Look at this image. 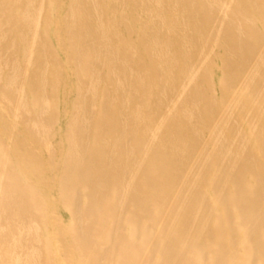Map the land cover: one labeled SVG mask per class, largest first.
Returning <instances> with one entry per match:
<instances>
[{
  "label": "bare ground",
  "instance_id": "obj_1",
  "mask_svg": "<svg viewBox=\"0 0 264 264\" xmlns=\"http://www.w3.org/2000/svg\"><path fill=\"white\" fill-rule=\"evenodd\" d=\"M0 264H264V0H0Z\"/></svg>",
  "mask_w": 264,
  "mask_h": 264
}]
</instances>
